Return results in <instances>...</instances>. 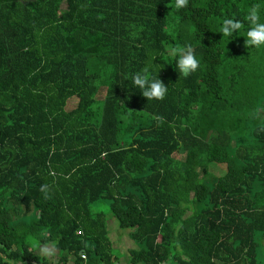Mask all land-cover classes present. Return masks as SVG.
Segmentation results:
<instances>
[{
	"label": "trees",
	"instance_id": "trees-1",
	"mask_svg": "<svg viewBox=\"0 0 264 264\" xmlns=\"http://www.w3.org/2000/svg\"><path fill=\"white\" fill-rule=\"evenodd\" d=\"M174 2L0 0V264H125L106 200L127 264H264V47H245L264 0ZM226 17L245 22L231 38ZM145 67L163 100L134 87Z\"/></svg>",
	"mask_w": 264,
	"mask_h": 264
},
{
	"label": "clouds",
	"instance_id": "clouds-1",
	"mask_svg": "<svg viewBox=\"0 0 264 264\" xmlns=\"http://www.w3.org/2000/svg\"><path fill=\"white\" fill-rule=\"evenodd\" d=\"M188 5L189 0H175L174 2V8L177 11L188 7ZM245 20L248 24L245 47L256 49L264 47V22H261L260 19V5H252L246 13ZM244 23L236 20L235 17H226L222 21L219 33H222L223 37L231 38L233 33H238L244 28ZM171 55L178 58L176 60V68L180 76L187 78L200 67V61L197 59L191 45L174 47L171 50ZM132 83L134 87L141 90L143 97L147 100H163L168 92V87L158 78V73L156 76H151L147 67L133 74ZM39 191L43 194L44 199L51 198V187L49 184L41 185ZM42 235L46 237L47 233ZM38 255L45 259L53 257L55 255V246H49L47 243L39 245Z\"/></svg>",
	"mask_w": 264,
	"mask_h": 264
},
{
	"label": "rangeland",
	"instance_id": "rangeland-1",
	"mask_svg": "<svg viewBox=\"0 0 264 264\" xmlns=\"http://www.w3.org/2000/svg\"><path fill=\"white\" fill-rule=\"evenodd\" d=\"M77 99L73 98L68 103V108H72L75 106ZM215 172L220 175L225 172L226 166L225 165H217L214 167ZM94 211H103L106 213L107 223H108V229L110 232V237L112 240L114 239V248L115 253L119 254L122 258H127L125 261V264L129 261V255L127 250L130 248H138V245L129 237V230L128 229H122L119 227L117 219L112 215L110 211V202L109 201H101L98 202L96 205H94ZM30 242L37 243L34 245L36 249H38L39 245L41 243L39 242V239L37 237H34L31 239ZM52 246V245H49ZM57 252L55 251V254ZM51 258H55V255Z\"/></svg>",
	"mask_w": 264,
	"mask_h": 264
},
{
	"label": "built area",
	"instance_id": "built-area-1",
	"mask_svg": "<svg viewBox=\"0 0 264 264\" xmlns=\"http://www.w3.org/2000/svg\"><path fill=\"white\" fill-rule=\"evenodd\" d=\"M83 257H85V255H83Z\"/></svg>",
	"mask_w": 264,
	"mask_h": 264
}]
</instances>
